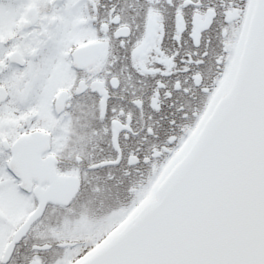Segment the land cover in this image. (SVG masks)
<instances>
[{
	"label": "snow or ice",
	"instance_id": "1",
	"mask_svg": "<svg viewBox=\"0 0 264 264\" xmlns=\"http://www.w3.org/2000/svg\"><path fill=\"white\" fill-rule=\"evenodd\" d=\"M146 3L144 30L135 40L114 9L101 30L106 36L115 25L113 36L121 42L132 67L155 81L153 111H161L162 99L171 100L173 92L189 91L184 87L186 81L176 80L171 88L167 83L177 60L181 71L191 72L192 65L203 64L208 57L207 50L180 55L186 35L194 47L200 46L195 24L189 32L188 9L194 21L209 11L213 22L223 17L220 50L213 59L215 75L208 85L197 81L208 98L202 110L180 105L176 112L182 123L168 119L170 134L151 146V155L129 154V166L150 165L149 187L122 217L99 231L86 250L71 256V264H264V0H217L207 6L203 0ZM161 3L171 10L170 33L164 26ZM6 19L0 0V26ZM203 31L207 29L200 31L201 36ZM98 39L93 31L71 45L60 40L55 63L43 70L34 71L29 62L27 72H34V82L41 87L33 114L12 120L14 135L5 134L6 122L0 117V233L11 227L13 214L28 216L35 211L36 199L44 203L46 194L78 177V169L62 171L57 166L63 147L58 143L59 133L67 125L51 113L42 119L40 112L57 99L51 89L57 72L63 70L74 77V53ZM166 39L176 44L175 50L165 48ZM19 62L26 63L22 58ZM4 66L0 57V70ZM77 84L85 86L86 82L70 78L67 88ZM87 86L98 91L100 118L105 119L109 111L106 88L119 87V79L113 76L109 84L106 78L97 77ZM3 92L0 84V100ZM132 103L142 110L141 99ZM111 112L118 163L120 133L125 139L130 131L136 133L130 113L115 107ZM142 131L145 139H159L150 124ZM4 244L0 239V247ZM0 264H6L2 257Z\"/></svg>",
	"mask_w": 264,
	"mask_h": 264
},
{
	"label": "flooded vegetation",
	"instance_id": "2",
	"mask_svg": "<svg viewBox=\"0 0 264 264\" xmlns=\"http://www.w3.org/2000/svg\"><path fill=\"white\" fill-rule=\"evenodd\" d=\"M2 3L7 19L0 26V57L5 60V66L0 70V84L4 85L0 117L6 122V135L15 133L14 118L33 114L32 107L41 93L40 84L34 82V72H27L29 62L34 71L43 70L55 63L60 40L71 45L93 31L99 37L96 42H89L74 53V77H69L63 70L57 72L51 85L57 99L46 104L40 112L42 119L46 120L51 113L67 125V130L59 133L58 143L63 147L57 166L62 171L79 170L77 178L63 182L53 194H68L76 186L75 193L67 204L47 201L40 215L6 257L8 243L33 212L28 216L13 214L11 227L0 233V239L5 241L0 247V257L6 264H61L66 259L69 263L71 256L90 246L91 239L110 222L122 217L149 187L153 178L150 165L129 166V154L151 155V146L162 143L170 134L168 119L176 118L182 123L176 112L180 105L186 110H202L206 106L208 98L197 87V81L202 80L203 85H208L215 75L213 59L220 50L219 26L223 17L217 16L213 22L209 11L194 21L191 9L185 11L189 32L195 24L200 46L194 47L193 40L186 35L180 55L207 50L208 57L205 63L192 65L191 72L181 71L183 66L177 60L178 66L172 69L174 75L167 83L171 88L176 80L186 81L184 87L189 91L173 92L171 100L162 99L161 111L154 112L150 104L155 81L140 75L132 67L121 42L113 36L115 25L106 36L101 30L114 9L121 25L129 27L131 38L135 40L144 30L146 0H2ZM203 3L207 6L217 3V0H203ZM159 7L163 12L164 26L170 33L171 10L163 3ZM203 29L207 31H203L201 36ZM209 40L211 44L207 43ZM164 46L170 51L176 48L171 39H166ZM21 58L26 63H20ZM97 66L99 70L93 71ZM113 76L119 79V87L106 88L109 111L107 117L101 119L100 95L87 86V82L103 77L110 84ZM70 78L83 79L86 84H77L69 90L67 82ZM134 99L143 101L142 110L132 103ZM113 107L117 110L123 108L132 115V129L136 133L130 131L128 139L120 133L122 156L118 163L111 124ZM149 124L155 129L158 140L155 137L145 139L142 128ZM24 126L27 127V123ZM39 204L40 200L36 199L35 210Z\"/></svg>",
	"mask_w": 264,
	"mask_h": 264
},
{
	"label": "water",
	"instance_id": "3",
	"mask_svg": "<svg viewBox=\"0 0 264 264\" xmlns=\"http://www.w3.org/2000/svg\"><path fill=\"white\" fill-rule=\"evenodd\" d=\"M76 191V186L73 188V190L68 194H51V195H45L44 197V203L39 204V207L27 218V220L21 225V227L18 229L17 233L15 234L14 238L11 239L9 242L7 248H6V254L5 257L11 253L13 246L21 239V236L25 234L31 223L40 215L42 212L44 205L47 201H54L57 203H63L67 204L72 195ZM58 196H61V198H57ZM65 198H62V197ZM69 245V244H68ZM8 253V254H7Z\"/></svg>",
	"mask_w": 264,
	"mask_h": 264
},
{
	"label": "rangeland",
	"instance_id": "4",
	"mask_svg": "<svg viewBox=\"0 0 264 264\" xmlns=\"http://www.w3.org/2000/svg\"><path fill=\"white\" fill-rule=\"evenodd\" d=\"M52 239H60V238H52ZM86 250V249H85ZM58 259V258H57ZM68 264H71V261L68 263Z\"/></svg>",
	"mask_w": 264,
	"mask_h": 264
}]
</instances>
